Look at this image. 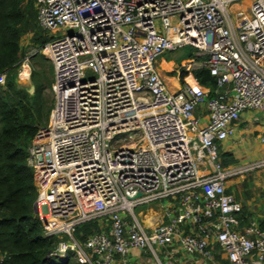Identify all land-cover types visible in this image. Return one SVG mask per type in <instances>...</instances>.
I'll use <instances>...</instances> for the list:
<instances>
[{
    "label": "built area",
    "instance_id": "1",
    "mask_svg": "<svg viewBox=\"0 0 264 264\" xmlns=\"http://www.w3.org/2000/svg\"><path fill=\"white\" fill-rule=\"evenodd\" d=\"M242 2H249L248 13L233 16L231 7ZM34 6L38 27L52 38L34 54L52 65L53 105L27 165L38 184L32 213L43 237L57 240L49 256L131 264L137 252L146 264H161L167 251L169 259L180 254L203 264H218L217 253L227 264H261L264 229L249 222L238 230L242 205L227 183L264 169V157L223 167L218 147L242 114H264V0H35ZM184 47L196 53L171 92L156 59ZM29 57L18 77L28 78ZM200 70L216 81L213 97L199 87ZM255 139L264 144V131ZM157 203H164L159 220L140 224L135 209ZM88 223L100 231L79 242L73 233Z\"/></svg>",
    "mask_w": 264,
    "mask_h": 264
},
{
    "label": "trees",
    "instance_id": "2",
    "mask_svg": "<svg viewBox=\"0 0 264 264\" xmlns=\"http://www.w3.org/2000/svg\"><path fill=\"white\" fill-rule=\"evenodd\" d=\"M34 2L0 0V76H4L0 84V255L5 258L4 264H79L71 254L59 262L49 256L57 240L43 237L42 224L32 213L38 184L33 169L27 165L28 148L37 133L48 125L53 105V68L51 63L46 66L48 60L40 53L29 59L32 92L17 84L18 70L25 57L22 38L30 37V46L36 50L52 39L37 25ZM45 68L51 78H47ZM194 76L199 87L213 97L216 81L209 72L200 70ZM186 77L181 71L177 79L182 84ZM219 161L223 167L238 164L231 153H220ZM227 193L232 194L231 190ZM243 193L245 198L250 197L249 192ZM238 220L241 226L248 224L249 215L244 209ZM260 228L264 229V221ZM99 231L97 223H88L77 228L73 235L84 242Z\"/></svg>",
    "mask_w": 264,
    "mask_h": 264
},
{
    "label": "rangeland",
    "instance_id": "3",
    "mask_svg": "<svg viewBox=\"0 0 264 264\" xmlns=\"http://www.w3.org/2000/svg\"><path fill=\"white\" fill-rule=\"evenodd\" d=\"M234 6H236V5H234ZM234 6L231 7V10L234 9L233 8ZM235 19H236V17H235ZM58 35L60 36L61 34H58ZM21 48L25 53L24 54L25 57L26 56L32 57L34 55V52L36 51V49H33L30 46V37H28V36H25L24 38H22ZM195 53H196V51L193 48L184 47V48L179 49L175 52L162 54V55L158 56L156 59L157 71L159 72L160 75L162 74L161 76L164 78L165 77H171V74L176 72L177 76L173 75L172 78H175L176 80H178L177 77L180 74V72L183 70V66L187 63V61L190 58H193L195 56ZM35 54H37V53H35ZM40 55L43 56L46 60H48V58L44 54L40 53ZM30 57H29V59H30ZM39 58H41V57L39 56ZM29 62H30V60H28V64H27L28 70H26V73L28 74L27 79L29 82L28 86H25V84H21L20 79H19V83L21 85H19L18 83L17 84L21 88H27L26 90L32 92L33 87H32L31 81H30L31 68H30ZM41 62H43V61H41ZM23 63H24V59L22 60L21 65H23ZM49 63H50L49 60L47 62H45L46 66L49 65ZM21 65H20V67H21ZM23 66L25 67V65H23ZM35 70H36V72H39V67H36ZM45 71H47V78H49L50 76H49L48 70H46V68H45ZM168 87L171 89V86L169 84H168ZM47 94H50V91L47 90ZM244 114H250L252 116V118H251L252 121H250V123H248L249 122L248 118H246V117L242 118L244 120V126L246 124L247 125H253V126L254 125L264 126V114L256 113L255 111H252V110H249ZM244 116H246V115H244ZM256 119H257V121H255ZM243 140H244L243 143H241L239 145L240 150H241V153L239 154L240 155L239 161H242L243 164L244 163L248 164L250 162H254V161L259 160L257 158V156H255V155L253 156V154L251 153V150H253V147L255 146V144L260 145V142L255 139V136L253 134H249V137H247V138L245 136V138ZM133 145L134 144L131 143V144H129V147L133 146ZM220 147H218L219 153H221ZM245 150H246V152H245ZM235 166L236 167L241 166L240 162ZM238 177H239V179H241V177L243 179L240 180V182H239L240 185L237 186L238 188H233L234 191H240L239 189H241V188H243V190L248 191V188H244V186L249 187L250 190H252V193L255 192L254 194H256V195L259 194L260 200L264 202V169L254 170L253 172H249L247 174H241V175L237 176V178ZM249 193L251 194V192H249ZM162 206H164V203L163 204L157 203V204H154L151 206H144L141 208H137L134 211L135 217L139 221V223L142 225H144V224L148 225L150 221H153L156 223L157 220H159L160 216L163 214V207ZM252 222H254V221H252ZM254 223H256V222H254ZM159 258H160L161 264L165 263L161 256H159ZM154 263L155 262L150 261V264H154Z\"/></svg>",
    "mask_w": 264,
    "mask_h": 264
},
{
    "label": "crops",
    "instance_id": "4",
    "mask_svg": "<svg viewBox=\"0 0 264 264\" xmlns=\"http://www.w3.org/2000/svg\"><path fill=\"white\" fill-rule=\"evenodd\" d=\"M248 6H249V2H242V3L234 6L233 7L234 9H232L231 12L233 13V16L236 13V11H239V10H241L242 12L247 14L248 11L246 10V8ZM18 78H22L21 84H25V86H28V84H29L28 80L23 79V78H27L26 74L23 75V77H18ZM162 78L165 81L167 87H168V84L171 86L172 90L168 87V89L171 92L172 91L175 92L178 89V86L180 85L178 80H176L175 78H172V77H165V78L162 77ZM17 83L19 85H21L19 83V79H17ZM24 89H27V88H24ZM244 115H246V116H244ZM243 117L248 118V120H249L248 123H250V121H252L251 120L252 116L250 114L241 115L238 124L235 126L234 135L229 140H227L223 144H221V147H220L221 153H231L234 156V158L236 160H238V163L240 162L241 165H243V163H242V161H239V156H240L239 154L241 153L239 145L241 143H243V141H244L243 139L245 138V136H246V138L249 137V134H253L254 136H256L257 133H261L264 131V126H256V125L253 126V125H247V124L244 126V120L242 119ZM255 121H257V119ZM245 152H246V150H245ZM251 153L253 154V156L254 155L257 156L258 159L264 157V144H262L261 142H260V145L255 144V146L253 147V150H251ZM242 179H243L242 177H241V179H239V177L231 179L227 183V191L231 190L232 195L242 205V209H244L247 212V214L249 215V221L247 223L254 221L260 227V223L262 221H264V202L260 200V195L254 194L255 192L252 193V190H250L249 187H247L248 191L243 190V188L239 189L240 191H234L233 188H238L237 186L240 185L239 182ZM244 191L245 192H251V194H249V196H250L249 198H245V196L243 195ZM246 226L245 225L241 226L239 224L238 230L242 232ZM166 254H167V251H163L161 254V257L163 258V261L165 262L163 264H203V262H201L198 259H195V258L192 259V258L184 257L180 254H177L175 257L169 259V257H166ZM145 259H146L145 255H142V254L135 252L133 254L131 264H146ZM215 259H216L218 264H221V262L224 261V260H222V258L219 256L218 253L215 256ZM261 264H264V259H263Z\"/></svg>",
    "mask_w": 264,
    "mask_h": 264
},
{
    "label": "bare ground",
    "instance_id": "5",
    "mask_svg": "<svg viewBox=\"0 0 264 264\" xmlns=\"http://www.w3.org/2000/svg\"><path fill=\"white\" fill-rule=\"evenodd\" d=\"M162 75V74H161ZM173 92V91H172Z\"/></svg>",
    "mask_w": 264,
    "mask_h": 264
},
{
    "label": "water",
    "instance_id": "6",
    "mask_svg": "<svg viewBox=\"0 0 264 264\" xmlns=\"http://www.w3.org/2000/svg\"><path fill=\"white\" fill-rule=\"evenodd\" d=\"M138 197V196H137Z\"/></svg>",
    "mask_w": 264,
    "mask_h": 264
}]
</instances>
